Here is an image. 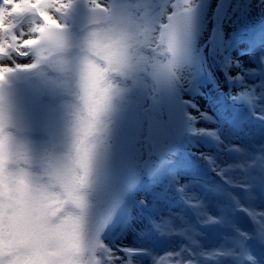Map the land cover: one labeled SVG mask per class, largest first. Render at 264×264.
Returning a JSON list of instances; mask_svg holds the SVG:
<instances>
[{"label":"bare ground","instance_id":"1","mask_svg":"<svg viewBox=\"0 0 264 264\" xmlns=\"http://www.w3.org/2000/svg\"><path fill=\"white\" fill-rule=\"evenodd\" d=\"M101 2L131 21L138 47L113 77L103 118L89 264H264V0ZM91 19L77 0L62 18L71 28L61 59L0 84L12 142L36 183L68 161Z\"/></svg>","mask_w":264,"mask_h":264},{"label":"snow or ice","instance_id":"2","mask_svg":"<svg viewBox=\"0 0 264 264\" xmlns=\"http://www.w3.org/2000/svg\"><path fill=\"white\" fill-rule=\"evenodd\" d=\"M76 2L2 0L0 84L10 75L61 59L68 43V25L62 18ZM82 2L92 13L93 25L86 40L88 55L80 69L82 108L76 117L68 161L51 173L49 184L34 182L24 169V157L12 142L0 97V264H89L86 234L90 178L94 173L102 176L107 165L103 118L111 111L117 90L113 77L124 76L131 67L138 39L135 26L117 6L110 9L101 0ZM25 16L33 18L32 25L27 33L21 30L17 34L16 18ZM180 23L177 18L173 28ZM173 40L174 35L169 38L170 52H174ZM13 55H33L34 60L12 66L4 63ZM56 187L59 192L53 190ZM209 220L214 222L211 217Z\"/></svg>","mask_w":264,"mask_h":264},{"label":"rangeland","instance_id":"3","mask_svg":"<svg viewBox=\"0 0 264 264\" xmlns=\"http://www.w3.org/2000/svg\"><path fill=\"white\" fill-rule=\"evenodd\" d=\"M0 6H2V0H0ZM68 15H70V12H69ZM32 20H33V18L30 17V16L16 18V23H17L16 32H17V34H19V32L21 30H23L25 32V30L28 28V26L30 25V23H31ZM70 28H68V29H70ZM25 38H27V37H25ZM30 61H29V63H31ZM4 63L8 64L9 66H12L14 64H26V62H24V61L19 60L18 58H16L15 55H13V58L12 59L4 61ZM18 77L19 76H18L17 73L9 76L10 79H14V80L16 78H18Z\"/></svg>","mask_w":264,"mask_h":264},{"label":"clouds","instance_id":"4","mask_svg":"<svg viewBox=\"0 0 264 264\" xmlns=\"http://www.w3.org/2000/svg\"><path fill=\"white\" fill-rule=\"evenodd\" d=\"M53 190H54L55 192H59V188H58V187L54 188Z\"/></svg>","mask_w":264,"mask_h":264}]
</instances>
